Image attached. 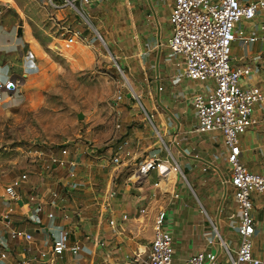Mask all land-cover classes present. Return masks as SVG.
I'll use <instances>...</instances> for the list:
<instances>
[{"label":"rangeland","instance_id":"obj_1","mask_svg":"<svg viewBox=\"0 0 264 264\" xmlns=\"http://www.w3.org/2000/svg\"><path fill=\"white\" fill-rule=\"evenodd\" d=\"M33 1L24 8V24L32 30V42L41 54L31 56L21 66L30 82L26 101L11 109L0 107V177L27 163L29 149L63 142L71 148L88 145L97 149L92 155L101 156L104 165L98 170L92 166L91 176L103 183L112 172L113 189L120 179L124 185L128 182L137 188L129 178L153 154L160 160L168 159L172 166L181 164V159L180 171L172 172L168 191L157 187L156 170L143 178V188L147 193L155 192L158 202L162 194L186 191L197 212L203 206L213 222L201 220L202 232L208 239L215 238L223 264H228L223 243L227 241L232 251L235 248L229 241L236 243L239 215L228 182L223 141L217 131L189 132L195 126L193 110L185 99L178 103L172 97L178 85L172 86L171 77L182 69L180 60L170 57L165 45L170 31L168 6L155 8L163 18L158 23L146 15L145 0H92L87 5L52 1L58 8L51 6L50 0ZM156 42L162 44L155 48ZM240 53V46L232 43L230 56ZM38 59L43 64H38ZM128 92L130 98L126 97ZM145 115L153 118L143 120ZM159 116L166 121V131L158 123ZM174 120L182 121L181 126H175ZM174 132H179L176 140L169 141ZM183 148L194 149L209 167L207 163L206 169L191 164L185 151L180 156L177 152ZM129 158L132 168L128 162L120 165L123 178L114 179L117 164ZM66 173L58 170L52 175L58 178ZM146 180L153 183L146 185ZM253 197L254 208L264 202V193ZM263 213L251 214L263 221ZM200 216L208 220L206 215Z\"/></svg>","mask_w":264,"mask_h":264},{"label":"crops","instance_id":"obj_2","mask_svg":"<svg viewBox=\"0 0 264 264\" xmlns=\"http://www.w3.org/2000/svg\"><path fill=\"white\" fill-rule=\"evenodd\" d=\"M32 2L34 1L0 0V82L2 83L0 93L6 96V99L0 102L1 108L19 107L26 101L25 90L30 82L21 66L31 59V56L41 54L39 46L35 45L36 42H32V39L35 38L32 30L30 27L27 29L24 24L26 22L23 17L24 8ZM145 2L143 6L149 10L146 15L154 17L158 23H162L161 16L155 8L160 5L168 6L167 16H169L174 0H145ZM127 4H129L128 1ZM167 16L166 22H168ZM263 21L264 11H259L253 19L239 21L236 28L243 30L246 34L253 31L258 32L259 25ZM18 28H21V34L17 33ZM170 33L171 28L166 39V47ZM153 34L157 35V32L155 31ZM235 42L240 46L241 53L239 56H230V63L232 66H241L245 69V73L241 77V85L245 88L259 86L264 95V40L249 44H242L239 40H235L232 43ZM160 44L156 42L154 47H159ZM47 57L50 56L47 55ZM174 59L180 60L179 65L182 71L171 77L172 86L178 85L177 89L172 92V97L178 103L185 99L184 101L189 103L193 110L190 102L192 93L205 91L210 82L205 85L201 84L203 82L192 81L193 83H191V80L182 74L181 58L174 56ZM40 63L43 64V61L38 59V64ZM6 80H10V83L5 84ZM160 87V91H162L163 87L161 85ZM253 115L257 119V124L239 136V159L250 171L263 173L264 99L255 105ZM147 117L153 118L152 115H145L143 120ZM158 123L162 128L165 127L164 131L167 130L163 116L158 117ZM181 124L182 121L174 120L175 126H181ZM117 128H120L119 123H117ZM189 132L195 131L190 130ZM178 133L174 132V137L169 141L176 140ZM221 138L226 156L227 148L222 136ZM68 149L71 153L70 157L74 159L75 166L57 168L50 173H41L36 166L27 162L17 171L0 177V251H9L10 256L7 264H15L23 259H29L31 264H131L130 259L133 256L143 257L146 254L153 239L154 222L159 211L164 212V227L173 235L172 264H188V257L200 250L215 253V264H223V257L220 254L222 252L218 251L215 242L208 244L207 237L202 232L203 227L200 221H211L206 209L199 205L202 207L197 212V207L194 208V202L186 191H171L162 194L161 200L158 202L155 197L156 193L145 192L143 185L135 188L132 183L127 182L124 185L120 179L118 181L120 183L113 189L111 186L112 172L108 174L105 181L103 180V183H100L98 179L94 180L91 176L92 166H97V169L104 165L101 156L92 155L97 149L88 145L83 147L75 145L74 148L68 146ZM184 151L190 156L181 153ZM177 153L182 157L184 155L191 161V164L201 165L202 169H206V163L207 167L210 165L207 161L206 163L202 162L201 156L192 148H183ZM126 162L132 168L130 158L121 160L116 166L118 169L114 179L118 176L121 177L119 168ZM180 163L176 164L181 168L183 160L180 159ZM58 170H66L67 173L54 178L52 174ZM23 173L26 174V179L17 189L20 197L17 204L4 200L2 198L4 188ZM158 175L157 187L164 192L168 191L173 173L167 171L157 173ZM129 180L131 181L133 178H129ZM145 183L149 185L153 181L146 180ZM32 192L36 194L33 201L30 200ZM37 207H40L41 210L37 211ZM252 211L255 214L260 211L264 212V202L257 204L254 208L253 197L251 213ZM201 213L206 215L208 220L200 216ZM48 214L51 216L49 217ZM3 215H7L9 220L2 219ZM251 216L255 221L253 238L255 235L258 238L257 243H254L252 238L253 255L264 260V220L259 221L254 215L251 214ZM109 220H113L114 224L110 225ZM260 222L263 223V226ZM13 230H22L32 237L28 241L22 238H11L9 232ZM61 231L67 232L68 238L71 235V243L67 241L69 246L74 241H79L80 250L77 254H72L67 250L58 256L48 253L52 238H55ZM262 233L263 237L261 238ZM231 241L234 245L236 244L233 239L229 242L231 243ZM224 242L227 243V241ZM259 249L263 251L260 252ZM40 251L47 253L44 257H40ZM226 261L228 262L227 257Z\"/></svg>","mask_w":264,"mask_h":264},{"label":"built area","instance_id":"obj_3","mask_svg":"<svg viewBox=\"0 0 264 264\" xmlns=\"http://www.w3.org/2000/svg\"><path fill=\"white\" fill-rule=\"evenodd\" d=\"M50 0L51 6L59 5ZM71 5H87L92 0H63ZM264 11V0H174L168 22L171 28L167 40L169 56L181 58L183 76L194 82H210L205 91H194L190 102L194 110L196 125L194 131L204 134L217 131L221 134L227 148L226 160L229 165V184L233 198L238 206L239 225L237 241L233 251L224 242L225 253L229 264H264V260L253 255L252 238L255 233V221L251 216L253 195L264 193V172L250 171L240 159L239 136L257 124L254 117V107L261 103L264 95L259 86L243 87L241 77L245 69L232 66L230 63V48L235 40L242 44L264 40V21L259 25L258 32L246 34L237 29L236 24L241 20H251L257 12ZM6 80L5 84H9ZM0 82V87H1ZM161 90V87H159ZM6 96L0 93V102ZM29 161L41 173L67 166H75L74 159L66 143L52 145L43 144L40 148L29 149ZM178 172V164H168V159L160 160L156 154L144 159L135 171L136 181L140 176L146 177L151 171ZM142 178V179H143ZM26 174L13 179L4 188L2 198L17 204L20 199L17 189L25 181ZM142 182V181H141ZM35 192V191H34ZM30 194V200L35 199V193ZM112 194V193H110ZM56 196V194H53ZM40 211V207L36 208ZM203 211V210H202ZM164 212L159 211L154 222V235L148 250L143 257L133 256L131 264H172L174 252L173 235L164 227ZM50 217L51 214H48ZM8 219L7 215L1 216ZM9 220V219H8ZM113 225L114 221L109 220ZM11 238L30 240L31 235L22 230L9 232ZM221 239V238H220ZM68 234L61 231L52 238L48 253L52 256L61 255L66 250L77 254L80 250L79 241L67 244ZM213 244L214 239H208ZM47 252L40 251L44 257ZM9 251H0V264H7ZM216 255L207 250H200L187 259L188 264H215ZM15 264H31L29 259H23Z\"/></svg>","mask_w":264,"mask_h":264},{"label":"bare ground","instance_id":"obj_4","mask_svg":"<svg viewBox=\"0 0 264 264\" xmlns=\"http://www.w3.org/2000/svg\"><path fill=\"white\" fill-rule=\"evenodd\" d=\"M130 178H133V180H131L137 187H140L143 183L141 181H143V176H140V180L139 181H136V175L133 174ZM224 244V243H223Z\"/></svg>","mask_w":264,"mask_h":264},{"label":"water","instance_id":"obj_5","mask_svg":"<svg viewBox=\"0 0 264 264\" xmlns=\"http://www.w3.org/2000/svg\"><path fill=\"white\" fill-rule=\"evenodd\" d=\"M17 33H18V34H21V28H18ZM130 96H131V93L128 92V93L126 94V97L130 98Z\"/></svg>","mask_w":264,"mask_h":264}]
</instances>
